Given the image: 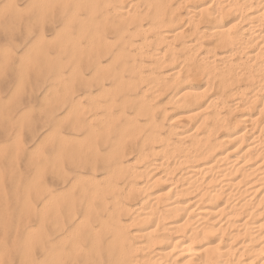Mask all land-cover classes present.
Masks as SVG:
<instances>
[{
    "label": "bare ground",
    "instance_id": "1",
    "mask_svg": "<svg viewBox=\"0 0 264 264\" xmlns=\"http://www.w3.org/2000/svg\"><path fill=\"white\" fill-rule=\"evenodd\" d=\"M91 7L98 24L110 20L113 37L109 44L95 33L93 85L105 97H89L93 116L77 127L94 133L101 117L123 126L109 141L99 135L109 153L90 169L98 163L105 171L108 192L99 196L101 211L87 201L58 227L62 249H74L60 264H264V0H94ZM100 54L110 59L106 77ZM47 195L44 208L60 196ZM82 224L77 240L68 230Z\"/></svg>",
    "mask_w": 264,
    "mask_h": 264
},
{
    "label": "rangeland",
    "instance_id": "2",
    "mask_svg": "<svg viewBox=\"0 0 264 264\" xmlns=\"http://www.w3.org/2000/svg\"><path fill=\"white\" fill-rule=\"evenodd\" d=\"M93 1L0 0V264H49L50 257L60 264L65 259L63 256L74 254V249L68 251V244H63L62 249L58 243L61 238L56 232L62 222L69 215L80 216L87 201L92 212L101 211L100 197L107 191H102L104 187L107 188L104 185L106 173L98 163L102 164L109 153L103 142L111 140L123 125L113 118L103 117L104 120L101 117L93 122L94 133L93 129L83 132L77 127L79 121L93 116L90 103L94 97V101L101 102L105 97L103 93L98 98L93 85L92 68L98 44L95 33L98 31L100 39L105 42L107 39L109 44L113 37L109 30L110 20L103 24L94 20L91 14ZM97 59L101 61L106 77L110 68L109 56L100 54ZM105 63L107 70L103 66ZM108 81H104L107 90L110 87ZM78 100L84 104L82 112L78 109ZM85 105H89L87 109ZM104 127H107L106 133L101 129ZM79 129L81 131H77ZM99 135H106L103 136L105 141L98 140L103 138ZM96 147L99 148L98 157L94 155ZM133 155L128 153L125 162H130ZM96 160L97 171L93 174L90 167ZM80 166V169L75 168ZM67 176L71 184L58 185ZM74 180L78 181L75 185ZM88 180H92L91 185ZM93 189L94 194H90ZM50 190L52 195L60 196L54 195L53 201L48 202L50 207L45 209L44 199L49 198ZM82 225L76 232L73 231L75 227L68 230L73 238L78 240L86 234L87 227ZM51 232L52 235L55 233L52 238L48 237ZM51 239L54 246L49 253ZM89 256L93 258L95 250L90 249Z\"/></svg>",
    "mask_w": 264,
    "mask_h": 264
}]
</instances>
